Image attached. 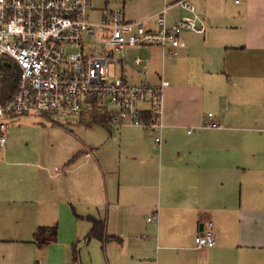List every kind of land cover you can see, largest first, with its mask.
Listing matches in <instances>:
<instances>
[{"label": "crops", "instance_id": "1", "mask_svg": "<svg viewBox=\"0 0 264 264\" xmlns=\"http://www.w3.org/2000/svg\"><path fill=\"white\" fill-rule=\"evenodd\" d=\"M175 1L92 0V17L123 8L139 19ZM193 2L207 29L186 30L178 57L135 47L145 56L147 80L163 76L170 85L160 148L150 130L119 127L120 134L133 130L131 159L143 154L145 165L126 177L125 188L122 176L119 187L109 182L96 153L52 174L37 157L15 156L13 127L24 118L51 120L8 118L0 147V264H264V0ZM183 14L172 6L169 23ZM125 71L137 77L131 81L144 79L130 66ZM209 112L221 127H203ZM80 121L110 133L117 127ZM94 146L98 153L101 145ZM154 213L157 220H149ZM92 218L104 222L102 236L88 237ZM206 218L214 221L216 245L198 247Z\"/></svg>", "mask_w": 264, "mask_h": 264}, {"label": "built area", "instance_id": "2", "mask_svg": "<svg viewBox=\"0 0 264 264\" xmlns=\"http://www.w3.org/2000/svg\"><path fill=\"white\" fill-rule=\"evenodd\" d=\"M175 5L184 14L171 24L168 12ZM206 29L193 0H176L139 19H128L123 8L93 19L92 0H0V78L2 58L13 59L21 70L17 90L0 100V147L8 141V118L30 114L58 122L60 116L82 118L97 111L108 114L111 126L154 131L160 148L164 93L170 81L161 76L157 83L149 82L145 56L130 61L124 50L158 46L175 58L186 46V30ZM127 66L144 79L129 80ZM208 115L203 127L222 126L212 112ZM157 218L155 213L148 217ZM195 240L198 247L216 245L212 218L201 221Z\"/></svg>", "mask_w": 264, "mask_h": 264}, {"label": "rangeland", "instance_id": "3", "mask_svg": "<svg viewBox=\"0 0 264 264\" xmlns=\"http://www.w3.org/2000/svg\"><path fill=\"white\" fill-rule=\"evenodd\" d=\"M234 1L232 0V2ZM88 39L93 40L94 37L91 36ZM136 51L138 50L135 47L126 48L124 50L126 59L133 61L138 55ZM132 77L131 75L128 76L130 80H133ZM135 80H137V77H135ZM225 104L230 105V102L226 101ZM64 116L57 118L59 122L46 120L43 123L37 121L36 118H24L25 120L20 122L21 126L13 127L15 131L10 134L12 153L23 158L29 157V159L37 157L44 166L40 169L50 174L55 172L56 167L63 169L69 159L73 160L74 157L89 158L91 154L96 153L103 163L105 169L103 174L104 171L107 173L109 182L119 187L118 182L121 180L120 176H122L124 188L128 183L126 177L141 171L142 167L145 166L143 160H141L143 154L141 156L138 154L137 163H133L131 159L137 153L134 148L138 143L136 139H130L133 130H129V128L122 129V134H120L119 127H116L112 131L113 133H110L109 129L101 125L84 126L83 123H79L81 118L78 115H73L72 118H68V115ZM65 127L73 128V132ZM150 132L152 136L150 139L154 141L156 134L152 130ZM127 135L129 136L127 137ZM150 139L148 140L149 149L151 148ZM93 144H96V146L101 145L98 153L95 152L96 149ZM85 168H88V166Z\"/></svg>", "mask_w": 264, "mask_h": 264}, {"label": "trees", "instance_id": "4", "mask_svg": "<svg viewBox=\"0 0 264 264\" xmlns=\"http://www.w3.org/2000/svg\"><path fill=\"white\" fill-rule=\"evenodd\" d=\"M1 78H0V100H6L14 93L19 84V78L21 74L20 67L18 64L11 58H2L1 59ZM145 119L149 120L150 115L145 114ZM81 120L86 121L91 124L99 123L102 125L109 126L108 123V114L94 112L92 115L82 117ZM93 222V227L88 234V237L93 236H102L104 234V222L94 219H91Z\"/></svg>", "mask_w": 264, "mask_h": 264}]
</instances>
